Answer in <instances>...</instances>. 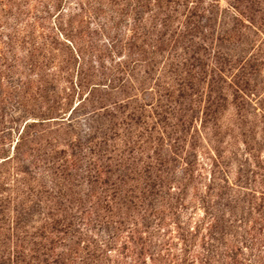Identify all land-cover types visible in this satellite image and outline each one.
<instances>
[{
    "label": "trees",
    "instance_id": "1",
    "mask_svg": "<svg viewBox=\"0 0 264 264\" xmlns=\"http://www.w3.org/2000/svg\"><path fill=\"white\" fill-rule=\"evenodd\" d=\"M2 1L18 13L29 10L30 0ZM51 1L42 10L60 9L62 0ZM76 1L78 11L69 16L79 32L72 30L71 20L67 30L87 45L96 65L84 69V57L73 47L80 60L73 91L87 94L71 114L90 102L105 118L95 127L99 135L89 134L82 144L90 154L96 150L85 166L84 203L50 211L49 221L30 236L23 214L16 211L13 229L21 236L12 253L1 251L0 264H118L109 255L114 248L118 255H129L125 264H146L145 257L161 264L154 239L170 225L186 260L200 225L190 230L179 213L199 183L196 151L201 145L212 152L206 191L197 198L207 233L217 240L228 237L227 264H251L250 256L258 253H252L250 230L264 236L262 22L245 15V23L236 4H229L232 11L220 9L218 0ZM64 36L75 43L70 34ZM105 58L111 59L107 65ZM91 75L93 82L84 84ZM30 125L26 122L23 131ZM236 140L240 154L232 149L224 157L228 143ZM231 161H236L233 181L224 170ZM60 235L63 251L55 252ZM259 256L255 264H264V255ZM209 259L200 264H210Z\"/></svg>",
    "mask_w": 264,
    "mask_h": 264
},
{
    "label": "rangeland",
    "instance_id": "2",
    "mask_svg": "<svg viewBox=\"0 0 264 264\" xmlns=\"http://www.w3.org/2000/svg\"><path fill=\"white\" fill-rule=\"evenodd\" d=\"M0 2V243H5L0 254L1 251L8 254L12 253L13 242L21 236L20 229H13L16 211L23 214L22 222L30 236L49 221L47 213L50 211L63 212V208H76L84 203L85 166L95 158L96 150L90 154L82 144L89 141V134L99 135L101 130L97 133L95 127L103 126L105 118L97 115V110L92 108L95 104L90 102L80 104L71 114L87 94V90L73 91L80 61L75 57L73 47L84 57V69L96 65L95 55L89 56L87 45L81 46L73 32L67 30V22L71 20L72 30L78 31V22L69 16L78 11L73 9H78L77 1H66L63 6L62 0L59 10L52 8L47 12L41 6L45 2L51 5V0H30L29 10L22 13L16 12L13 6L8 8L2 0ZM229 4H236L243 12L240 19L245 23V15L255 16L258 23L262 22L264 32V19L258 20L259 16H264L262 0H218L220 9L231 10ZM33 5H37L36 10ZM86 18L88 16L84 20ZM92 24L89 25L91 28ZM63 33L73 36L75 43H70ZM110 61L105 58L104 62L107 65ZM92 77L83 83L93 82ZM107 99L112 100L114 96L109 95ZM26 122L31 125L23 131ZM21 138L20 143L17 142ZM241 148L238 140L230 141L224 157L228 158L232 149L240 154ZM196 152L199 183L196 191L189 192L185 207L179 213L181 223L190 230L200 225L194 250L184 260L176 231L172 225L167 226L168 231L160 230L154 239L161 264H200L206 256L210 258V264H227L228 261L225 251L229 239L217 240L207 233V219H204V210L197 199L206 191L212 152L205 145ZM235 167L236 161H231L224 168L229 181L235 178ZM255 185L258 187L257 183ZM250 224L251 221L247 226ZM237 231V243L241 245L240 229ZM44 235L54 239L52 234ZM251 235L254 236L252 253L258 254L250 256V262L255 264L259 255H264V236L250 230L248 237ZM214 236L216 238L217 234ZM48 240L42 243L46 245ZM56 246L55 252L63 251V235L59 236ZM117 249L109 252L110 257L118 259V264L128 263L129 255H118ZM245 249L243 252L247 254ZM219 252L221 256H218ZM145 258L146 264H153ZM215 258H219L218 263Z\"/></svg>",
    "mask_w": 264,
    "mask_h": 264
}]
</instances>
